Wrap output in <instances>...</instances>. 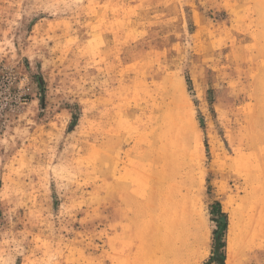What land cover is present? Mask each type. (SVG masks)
Instances as JSON below:
<instances>
[{
    "label": "rangeland",
    "instance_id": "1",
    "mask_svg": "<svg viewBox=\"0 0 264 264\" xmlns=\"http://www.w3.org/2000/svg\"><path fill=\"white\" fill-rule=\"evenodd\" d=\"M263 46L264 0H0V264H264Z\"/></svg>",
    "mask_w": 264,
    "mask_h": 264
},
{
    "label": "bare ground",
    "instance_id": "2",
    "mask_svg": "<svg viewBox=\"0 0 264 264\" xmlns=\"http://www.w3.org/2000/svg\"><path fill=\"white\" fill-rule=\"evenodd\" d=\"M252 61L253 62L256 61V65L254 67H252L251 76L249 78L250 79L249 85L251 86V90H250V92H248V94L246 93L244 96V100L247 103L245 105V108L242 111V115H240V116H243L242 120H244L245 123H247V127L249 129L255 130L257 132V134L260 135L262 138V139H260L261 145L259 148L260 150H259V157L258 158H259V160L261 159V162H262L261 165H262V167H264V46L261 47V49L257 52L256 56H254V59H251V63H252ZM248 89H250V88H248ZM244 143H245V140H244ZM242 144H243V142H242ZM255 145H256V143H255ZM257 145H258V141H257ZM253 147L255 148V146H253ZM248 150H250V149H248ZM247 203H249V202H247ZM230 212L232 213L233 211L231 210ZM244 215H245V213H244ZM255 219L256 218H254V217L252 218V216H251L250 221L255 222ZM249 225H252V224H249ZM231 250H232V248H231Z\"/></svg>",
    "mask_w": 264,
    "mask_h": 264
},
{
    "label": "trees",
    "instance_id": "3",
    "mask_svg": "<svg viewBox=\"0 0 264 264\" xmlns=\"http://www.w3.org/2000/svg\"><path fill=\"white\" fill-rule=\"evenodd\" d=\"M220 205V204H219ZM221 207V206H220ZM221 212H222V210H221ZM225 215V214H224ZM223 259H224V261H223V263L222 264H225V255L223 256Z\"/></svg>",
    "mask_w": 264,
    "mask_h": 264
}]
</instances>
